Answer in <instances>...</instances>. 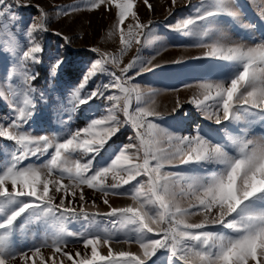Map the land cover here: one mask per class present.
<instances>
[{
  "label": "snow or ice",
  "instance_id": "snow-or-ice-1",
  "mask_svg": "<svg viewBox=\"0 0 264 264\" xmlns=\"http://www.w3.org/2000/svg\"><path fill=\"white\" fill-rule=\"evenodd\" d=\"M176 2L172 0L173 6ZM85 3L88 10L104 7L110 11L115 6V32L119 34L120 49L119 55L92 49L99 58L91 63L71 93L72 106L89 105L96 99L106 100L111 106L107 115L92 119L85 127L61 138L56 133L33 135L23 130L35 109L36 89L32 82L38 73L30 65L42 62L39 54L43 47L33 34L47 30L48 14L39 5L35 6L40 17L26 28L28 46L24 50L8 22L14 24L17 18L13 5L16 8L27 5H21L20 0H0V29L6 30L10 38L5 41L10 43V49L6 50L16 57L18 66V72L8 74V96L0 92L10 112V116L3 118L9 121L7 126L0 122V137L15 145V150L0 165V264H15L17 260L19 264H156L155 258L162 251L167 253L168 264H264V134L249 138L247 129H242L241 134H228L232 153L228 144L214 143L198 129L194 135H178L154 123L149 118L160 114L146 97L155 96L157 90L144 93L132 83L144 71L160 67L149 60L151 68L140 67L136 71L142 63L139 50L150 42L153 22H140L134 10L135 0H85ZM143 3L152 10L148 0ZM52 7L58 15H68L79 6ZM237 15L232 0H201L194 14L169 27L177 33L199 37L202 29L210 34L207 26L215 18H237ZM261 15L264 16V6ZM129 16L135 22L125 26ZM133 40L137 55L121 65L120 57L132 47ZM196 46L208 50L193 59H216L235 67L222 80L198 82L200 95L192 97L191 102L216 124L248 120L256 115L264 120V36L252 45L221 43L215 39L210 44ZM62 63L57 57L49 64L50 76L56 75ZM109 64L114 70H109ZM98 75L108 76V82H101L82 97L81 90ZM13 76H19L18 85L11 82ZM109 91L111 94H106ZM134 102L136 107L132 111ZM118 112L123 113V119ZM124 125L133 129L134 136L129 140L134 142L113 150V155L107 146ZM163 143L168 147H161ZM49 154L50 159L43 164H24ZM177 163L211 166V170L203 174L164 171L166 165L175 167ZM141 176H147L146 183L133 184ZM65 177L68 184L63 183ZM82 186L102 192L104 197L109 193L130 195L134 204L113 207L105 198L103 203L108 206V212L89 213L83 203ZM125 186H130L128 192L121 191ZM75 189H80L78 195L82 202L78 209L67 198L77 196ZM54 193H61L58 204ZM177 196L188 199L187 207L177 202ZM92 206L95 207V201ZM196 214H203L204 219L189 223L186 218ZM80 215L110 218L115 231L131 234L124 242H135L139 252L114 250L111 246L114 231L73 232L63 227L66 219ZM32 220H43L56 229L39 244L18 252L12 238ZM215 225L231 230V234L206 230ZM69 238L82 241L84 252L68 251ZM102 247H107L106 255L101 253ZM44 248L51 251L45 254Z\"/></svg>",
  "mask_w": 264,
  "mask_h": 264
},
{
  "label": "rangeland",
  "instance_id": "rangeland-1",
  "mask_svg": "<svg viewBox=\"0 0 264 264\" xmlns=\"http://www.w3.org/2000/svg\"><path fill=\"white\" fill-rule=\"evenodd\" d=\"M148 2L153 6L151 11L148 10L143 0H135L134 10L137 11L140 22H153L150 25V42L139 50L138 55L142 63L137 67L136 71H139L140 67L151 68V64L148 63L149 60L152 61V64L160 65V67L154 68L152 71H144L132 83L138 85L144 93H147L149 89L157 90L155 96L146 98L152 102L155 111L160 116L150 117L149 119L169 132H174L178 135H194L198 129L206 139L214 143L228 144V150L232 153H234V149L227 141L228 134H241L242 129L248 130L249 138L254 135L264 134V120L259 115L248 120L226 121L216 124L214 119H208V114L191 102L192 97L200 95V90L196 87L198 82L222 80L235 67L230 62L216 59H193L208 50L202 46H196L197 43L210 44L215 39H219L221 43L228 44L252 45L258 43L260 38L264 36V16L261 15V7L264 6V0H232L233 10L238 14L237 18L219 16L207 26L210 34H205L202 29L199 37L177 33L172 31L169 26L175 24L179 19L194 14L195 9L200 6L201 0H177L175 6H173L172 0H148ZM20 4L27 6L16 8L13 5V12L17 18L14 24L11 21L8 23L11 31L19 41L20 47L24 50L28 46L26 28L40 17V11L35 6L39 5L48 14L46 20L47 30L33 34L36 41L40 42L43 47V52L39 54L42 62H44L43 54L45 50H48L45 47L47 38L51 37V35L56 37V50L50 54L47 52L45 56L51 58V62L59 57L63 60V65L73 52L84 53L82 76L91 63L99 58L98 54L92 49L99 48L103 52L119 55L120 43L119 34L115 32L116 9L114 5L108 11L104 7L98 10H88L85 0H20ZM71 4H78L79 7L77 11L68 15L63 13L58 15L52 7L53 5L66 6ZM134 22L129 16L126 18L125 26ZM244 24H252L254 27L244 28ZM156 37L160 39H156ZM9 39L6 30L0 29V92H4L6 97L8 96V74L14 70L18 72L16 57L11 54L10 50H6L10 49V43H5ZM136 55L137 45L133 40L132 47L128 49L124 56L120 57L121 65L128 63ZM177 60L182 61V63H174ZM39 64L30 65L34 73H36V67ZM108 68L109 70H114L111 64L108 65ZM116 71L119 74L118 69ZM130 75H134V73H130ZM19 80V76H13L11 82L18 85ZM108 80L109 77L105 75L94 77L89 82V85L81 90L82 97L101 82H108ZM80 81L70 86H59L52 80L47 85L40 86L33 81L32 86L36 89L33 94L35 102L34 115L24 125L23 130L30 131L33 135L56 133L61 138H67L68 132L85 127L92 119L107 115V109L111 105L106 100L96 99L90 102L89 105L73 108L71 93ZM41 93L43 98H41ZM106 94H111V91ZM0 100L3 104L9 106L5 98H0ZM177 101H179V107L177 106ZM135 107L136 104L134 102L130 110L134 111ZM117 114L123 119L122 112ZM78 115L84 118L76 122ZM7 116H10V112ZM4 117L0 118V122L7 126L9 121L4 120ZM131 136H134L133 129L130 125H124L110 140L107 146L108 151L114 155L115 152L113 150L118 151L121 146L134 142L129 140ZM161 147L167 148L168 145L163 143ZM0 150L3 156L0 160V165H3L9 158L10 153L15 150L14 142L6 140L0 146ZM140 155L142 156L143 154L141 153ZM47 159H50V154L41 157L39 160L35 158L29 159L24 164L40 165ZM208 170H211V166L194 163H177L175 167L166 165L164 168V171L183 174H203ZM52 178L50 177L49 179ZM147 179V176L138 177L133 184L137 182L146 183ZM110 180L111 178H109V182ZM63 183H69L67 177L64 178ZM82 187L85 195L83 203L89 213L98 212L103 214L108 212V206L103 203L105 198L109 200L113 207H124L134 204L130 195H112L109 193L107 197H104L102 192L89 189L87 186ZM129 190L130 186H125L121 191L128 192ZM75 191L77 192L75 198L71 196L67 198L72 200V206L78 209L82 203L78 195L80 189H75ZM54 195L55 203L58 204L61 193H54ZM93 201H95V207L92 206ZM177 202L183 207H187L189 203L187 198L181 196H177ZM186 219L189 223H199L204 219V216L203 214H196ZM63 227L67 231L73 232L114 231L115 236L111 241V246L114 250L139 252L138 245L135 242H124L131 237V234L115 231L110 223V218L104 215H98L94 219L91 216L85 218L82 215L69 217L63 222ZM55 229L56 226L46 224L43 220H32L25 225L23 230H18L14 234L12 238L13 247L18 252L27 251L33 244H39L46 236L51 235ZM206 230L231 234V230L225 229L220 225L210 226ZM149 236L159 238L158 236H152V234H149ZM66 247L70 252L77 250L84 252L82 241H77L74 238H69ZM42 251L48 254L51 250L44 248ZM88 251L90 254V248ZM100 251L106 255L107 247H102ZM155 259L156 264H168L166 252H160ZM15 264H19V261L17 260Z\"/></svg>",
  "mask_w": 264,
  "mask_h": 264
},
{
  "label": "trees",
  "instance_id": "trees-1",
  "mask_svg": "<svg viewBox=\"0 0 264 264\" xmlns=\"http://www.w3.org/2000/svg\"><path fill=\"white\" fill-rule=\"evenodd\" d=\"M51 35V34H48ZM55 35L47 38L46 49L44 52V62L40 63L36 67V73H38L37 79L34 80L35 84L40 86L47 85L51 80L54 81L59 86H70L81 80L83 73L82 61L84 59V53L73 52L71 56L65 61L62 67L58 70L56 76H50L49 74V64L51 63V58L46 57L47 52L50 54L52 51L56 50ZM9 113V106L3 104L0 100V118L7 116ZM84 117L78 115L76 122L82 120ZM6 142V139L0 137V146ZM3 158L2 151L0 150V160Z\"/></svg>",
  "mask_w": 264,
  "mask_h": 264
}]
</instances>
